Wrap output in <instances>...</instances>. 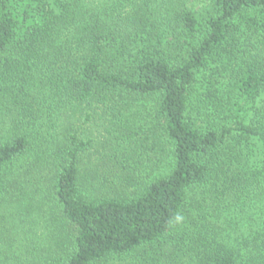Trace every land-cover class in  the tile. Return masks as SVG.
<instances>
[{
    "label": "trees",
    "instance_id": "1",
    "mask_svg": "<svg viewBox=\"0 0 264 264\" xmlns=\"http://www.w3.org/2000/svg\"><path fill=\"white\" fill-rule=\"evenodd\" d=\"M101 126L161 171L119 187ZM28 174L44 264H264V0H0V203Z\"/></svg>",
    "mask_w": 264,
    "mask_h": 264
},
{
    "label": "rangeland",
    "instance_id": "2",
    "mask_svg": "<svg viewBox=\"0 0 264 264\" xmlns=\"http://www.w3.org/2000/svg\"><path fill=\"white\" fill-rule=\"evenodd\" d=\"M204 2L198 1L196 8L201 9ZM149 107L144 106L142 109L146 115L149 113ZM85 128L92 132L96 130L92 122L85 124ZM102 128L101 126L100 131ZM102 132L104 134L95 132L97 141H100L96 149H99L100 153L105 152L106 159H108L107 155L112 156L107 164H110L111 173L119 187L127 184L122 174L126 176V173H133L135 177H148L150 173L161 171L162 163L158 161V158L155 156L153 160L149 159V155L155 154L146 152L140 146L133 145L128 147L129 149H119L118 157L110 155L112 147L117 148L115 139H112L107 147L104 135L108 133ZM98 151L94 158H97ZM22 168V166L17 167L16 172ZM26 178L30 182H22V190L0 203V262L2 264H44L48 259L54 261L56 257H64L66 246H68L65 239L66 227L50 195L48 184L44 181L30 180L29 174L26 177L22 175V181ZM125 262L119 261V264H126Z\"/></svg>",
    "mask_w": 264,
    "mask_h": 264
}]
</instances>
